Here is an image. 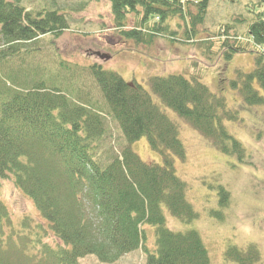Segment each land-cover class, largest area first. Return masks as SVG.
Returning a JSON list of instances; mask_svg holds the SVG:
<instances>
[{
  "label": "trees",
  "instance_id": "obj_1",
  "mask_svg": "<svg viewBox=\"0 0 264 264\" xmlns=\"http://www.w3.org/2000/svg\"><path fill=\"white\" fill-rule=\"evenodd\" d=\"M110 3L113 27L121 37L151 46L158 36L177 39L168 24L173 18L186 24L182 39L198 40L197 26L204 23L210 0ZM258 5L263 9L255 14L244 37L224 24L225 29L201 41L209 42L211 51V41L221 39L228 60L250 48L237 41L249 39L264 45V0ZM134 15L139 24L127 29ZM152 18L155 21L150 23ZM67 29L66 16L57 10L35 13L19 0H0V36L9 46L10 58L19 54L18 43L28 44L48 34L58 39ZM252 48L255 68L238 70L231 85L247 105L261 106L264 54ZM5 55L0 51V60ZM88 69L108 103L107 112L87 104L88 98L73 99L44 83L23 90L7 86L0 78V180L23 191L41 214V223L34 228L28 215L16 224L8 206L0 201V264H83L81 259L89 255L115 263L140 249L145 264H212L201 234L172 231L163 210L167 208L184 222L199 216L187 199V183L175 171V159L187 158L178 125L137 80L126 82L97 62ZM149 83L165 105L221 152L245 160L244 145L225 125V121L237 120L238 112L228 107L224 96L183 73L153 76ZM103 114L116 122L127 141L121 154L104 167L91 152L105 134ZM144 136L162 155L163 165L142 161L131 148L132 142ZM220 192L227 205L230 194L224 188ZM147 226L155 228L153 248L147 244ZM225 255L234 264H262L255 244L245 250L231 246Z\"/></svg>",
  "mask_w": 264,
  "mask_h": 264
},
{
  "label": "rangeland",
  "instance_id": "obj_2",
  "mask_svg": "<svg viewBox=\"0 0 264 264\" xmlns=\"http://www.w3.org/2000/svg\"><path fill=\"white\" fill-rule=\"evenodd\" d=\"M19 1L35 13L52 10L63 13L69 29L58 39L48 34L28 44L18 43L20 51L13 58L8 57L9 46L0 36V51L6 53L3 61L0 60V78L5 84L30 90L44 83L50 90L59 89L73 99L88 98L91 101L86 100L87 104L107 112L108 103L88 67L97 62L105 70L119 73L126 82L137 80L178 125L187 149L186 160L175 159L174 166L177 175L187 183V199L199 216L192 222H184L164 207L167 226L174 232L198 231L212 264H234L225 260L227 249L237 246L245 250L250 244L260 249L264 264V105H247L231 85L238 70L251 72L255 68L254 46L249 39L237 41L250 48L228 60L223 54L221 39L211 41V51L206 44L209 42L201 41L225 29L224 24L231 27L229 31L244 37L255 14L263 9L258 5L260 0H210L204 23L197 26L198 40L182 39L186 24L180 18H173L168 24L177 39L158 37L152 46L137 45L121 37L119 30L113 27L110 0ZM154 21L152 18L150 23ZM138 24L135 17L131 26ZM191 26L188 24L189 28ZM95 52L107 54L111 59L102 60ZM11 69L13 74H6V70ZM172 73L196 77L214 93L224 96L228 107L238 112L237 120L225 121V125L246 149L243 162L234 153L221 152L153 93L150 78L155 74ZM103 127L105 134L91 152L104 167L121 154L127 141L120 127L107 115H104ZM131 148L142 161L163 165L162 155L151 148L146 136L132 142ZM221 188L230 194L227 205L222 202ZM29 199L12 182L0 180V201L8 206L15 223L19 224L28 215L34 228L41 223V214ZM145 230L148 246L155 247V228L147 226ZM81 263L145 264V254L140 249L115 263H103L89 255L82 258Z\"/></svg>",
  "mask_w": 264,
  "mask_h": 264
},
{
  "label": "water",
  "instance_id": "obj_3",
  "mask_svg": "<svg viewBox=\"0 0 264 264\" xmlns=\"http://www.w3.org/2000/svg\"><path fill=\"white\" fill-rule=\"evenodd\" d=\"M96 55L101 58V59H105V60H108L110 59L111 56L107 55V54H103L101 52H97Z\"/></svg>",
  "mask_w": 264,
  "mask_h": 264
}]
</instances>
